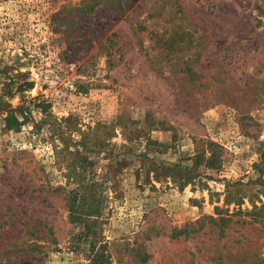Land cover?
<instances>
[{
	"label": "rangeland",
	"instance_id": "374dc122",
	"mask_svg": "<svg viewBox=\"0 0 264 264\" xmlns=\"http://www.w3.org/2000/svg\"><path fill=\"white\" fill-rule=\"evenodd\" d=\"M0 264H264V0H0Z\"/></svg>",
	"mask_w": 264,
	"mask_h": 264
},
{
	"label": "trees",
	"instance_id": "16d2710c",
	"mask_svg": "<svg viewBox=\"0 0 264 264\" xmlns=\"http://www.w3.org/2000/svg\"><path fill=\"white\" fill-rule=\"evenodd\" d=\"M5 122H6V125L8 128H10V129L16 128L17 129L20 127V125L22 124L23 121L22 120L20 121L18 119V117H16L14 115L13 110H10L5 117Z\"/></svg>",
	"mask_w": 264,
	"mask_h": 264
}]
</instances>
